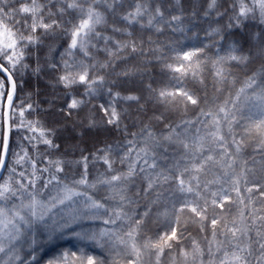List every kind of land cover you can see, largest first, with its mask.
Returning <instances> with one entry per match:
<instances>
[{"label":"trees","instance_id":"16d2710c","mask_svg":"<svg viewBox=\"0 0 264 264\" xmlns=\"http://www.w3.org/2000/svg\"><path fill=\"white\" fill-rule=\"evenodd\" d=\"M21 2L23 0H11L10 7L18 8ZM138 2L146 5L148 12L138 18L139 23L129 24L122 17L134 10ZM210 2L211 0H180L177 4L176 0H120L115 13L106 11L101 5L100 10L105 12L106 23L99 26L97 31L111 39L107 44L102 39H94L92 43L95 47L89 45V56L77 50L71 57H62L70 43V36L62 30H57L54 34L37 32L41 42L26 50L24 63L28 67L13 73L17 82L14 98L17 114L15 118L10 119V123L18 124L19 108H26L31 104L32 109L25 112L24 119L39 122V127L48 130L45 132L46 137L59 145V148H50L40 143L39 131L30 132L27 128L13 127L9 143L11 151L0 183L9 176L13 177L14 184L18 180L28 185L29 180L35 179V189L29 185L28 190L37 193V199L43 203L51 204V197L57 194L62 185L53 181L47 189L42 188L54 173L49 164L50 160L64 161V172L54 174L59 176L63 183L71 185L73 180L80 179L84 171L83 165L77 164L76 161L82 156H87V179L92 184L103 176L111 175L103 160L94 159L98 149L111 145L110 159L116 161L113 167L117 171H126L127 163L121 164L119 158L132 146L128 141H133L136 148L142 147L150 130L155 138L161 141L162 147L156 149L158 167L139 173L135 182L128 186L126 195L132 203L121 202L119 195L106 185H97L96 189L77 185L75 187L79 190L86 191L104 203L107 211L93 210L96 212L95 216L91 213L82 214L81 202L84 197H78L75 202L63 205L65 211L59 209L47 219L34 222L31 227L21 224L20 238H11L4 243V251L0 252V264H79L81 258L87 256L94 257L98 264H125L127 257L117 255L119 247L113 248L107 238H101L99 234L103 230L122 233L128 229L131 221L117 220L115 224H106L104 221L114 218L112 209L119 210L121 206L133 219H138L145 208L150 207L151 213L145 218L144 229L147 235L154 237L166 230L168 217L179 209L185 200H197L195 191L187 193L178 190L175 177L184 167L191 168L192 163H199L203 156L209 154L208 149H212L211 154L219 158L218 154L223 149L213 143L212 137L209 136L210 132L215 131L213 117L221 121L222 134L228 140L230 152L235 154V145L232 144L231 135L228 133V121L223 119L224 113L219 112L220 107L226 109L229 120L235 117L232 122V134L237 140H243L244 144L236 156L233 168L227 169L228 175H224V170L219 166L211 164L198 174V191L210 202L212 192L226 190L233 201H236L227 205L232 214H235L238 208L243 207L239 204L240 197L232 191L231 179L236 176L240 178L241 196L245 204H248L249 199L253 201L245 209V215L252 208L261 209L260 214H264V197H261L258 191H246V188L253 184L264 186V149L259 146L260 138L254 132L249 134L245 131L253 122L264 118V23H260L257 10L255 18L244 20L239 27L222 30L221 39L220 35L212 33V29L228 23V17L233 14L231 4L235 2V10L238 11L239 0H217L216 9L209 8ZM245 3L250 7L254 6L252 0H245ZM156 7H159L164 15L157 16L149 26L148 20L155 15ZM225 8L228 9L227 15L218 16L217 11L224 12ZM174 15L180 16L181 19L172 20ZM56 18L68 28L71 27L70 21L77 22L76 13L71 10L63 17ZM113 28L127 29L132 35L129 37L126 32L113 31ZM128 40L136 41L139 49L137 52L125 49L118 53V56L110 57L108 51H105L107 48L114 52L117 42ZM197 50H200L198 67L183 59L184 53ZM230 54L247 56L248 59L244 63L226 59ZM63 60L77 63L82 61L85 66L95 65L90 68V76H103V83L94 85L92 94H86V86L82 84L66 88L59 81V77L64 74ZM0 62L7 63L2 59ZM53 64L56 67H52ZM102 64H107L108 67H100ZM221 67L225 70L223 79L217 76V70ZM193 71L197 72L195 77L192 75ZM125 72L129 74L124 75ZM250 77L256 82L252 87H247ZM5 85L6 89L10 88L6 79ZM242 88L243 92L240 91ZM178 89L193 94L198 100L197 105L187 103L185 107L183 104L176 106L161 102V90ZM116 93H119V96H116ZM129 96L137 99H126ZM73 98L83 100L84 103L79 108L69 109L68 105ZM112 107L120 115L119 127L107 123L109 117L105 115L104 110H111ZM4 109L0 107V136L5 132ZM201 110L204 113L211 112L212 115H202ZM183 121L191 123H182ZM177 125L180 127H176ZM172 128H175V132L186 139L190 146L202 142L204 150L201 152L193 147L186 153L183 148L163 141L162 136L169 134ZM173 135L175 136V133ZM26 136H35L36 139L30 143L24 139ZM148 143L151 144L152 141L148 140ZM22 148H26L31 159L36 162L38 179L32 176L33 168L30 162L15 164L16 157L13 153L23 155ZM177 162L179 168L176 167ZM12 167L16 168L15 173L11 172ZM46 167L49 171L43 172ZM22 171L25 173L23 177L19 175ZM154 172H163L172 178L167 183L157 184L145 195L143 190L147 187V180L144 177ZM191 174L185 173L184 178L187 180ZM209 181L215 182L208 183ZM195 183L193 181V184ZM22 200L25 204L29 202L30 197L26 192L23 193ZM153 201L155 203H152ZM200 202L203 203L202 200ZM20 204L21 199L12 198L6 206L11 208L15 205L22 211L24 209L19 208ZM220 211L219 208L215 209L217 213ZM165 213H168V216H165ZM212 213L213 209L210 208V218ZM189 215L190 213L185 212L184 219L187 220ZM228 218L231 219V215ZM184 235L188 237L182 241L186 248L191 247L193 238L199 241L202 247L206 246L203 237L211 238L210 230L201 232L199 225L190 220L186 223ZM173 251H178V248ZM144 259L147 264L149 259L154 260V257L146 256ZM161 264H172L168 250L161 257Z\"/></svg>","mask_w":264,"mask_h":264},{"label":"snow or ice","instance_id":"6c2138e0","mask_svg":"<svg viewBox=\"0 0 264 264\" xmlns=\"http://www.w3.org/2000/svg\"><path fill=\"white\" fill-rule=\"evenodd\" d=\"M11 0H0V35L4 36L5 40H0V59L4 62H0V107L5 108L3 112L4 124L8 125V130L0 136V169H5V160L8 157L11 149L9 144V132L13 127L27 128L30 132L39 131L40 143H43L50 148H59V145L53 143V141L46 137L45 132L48 131L43 127H39V122H33L31 120H25V112L32 109V105L28 104L26 108H19V123H10V119L15 118L17 114V106L14 105V98L16 97L17 82L13 78V73L19 69H26L28 65L24 63L26 50L30 46L39 44L41 34H54L57 30H62L65 34L70 36V43L68 48L62 54L63 56H73L74 53L79 50L85 56H89V45L95 47L92 43L94 39L104 40L105 44L108 43L110 37L103 36L97 28L106 23L105 12L101 11V5L104 6L106 11H112L115 13L117 5L120 4V0H23L18 8L10 7ZM180 0H176L179 4ZM253 7H250L245 0H239V10L236 11V3H232L233 14L228 17V23L222 27L212 29V33L221 35L222 30L231 29L233 27H239L244 20L256 17V11L259 13L260 23H264V0H252ZM59 5V7H58ZM210 9L217 8V0H211L209 4ZM55 9V11H53ZM69 10L76 13L77 22H69L71 27H65L60 19L56 17H63ZM148 12V7L141 3H136L134 10L127 12L123 15L122 19L129 24L136 22L139 23L140 17H143ZM228 9L225 8L224 12L217 11L218 16L227 15ZM207 14V13H205ZM163 12L159 7L155 8V15L151 16L148 20V25L151 26L153 20L159 16L163 17ZM174 21H179L180 16L174 15L171 17ZM11 22V24H10ZM113 31H124L129 37L132 33L127 32V29L113 28ZM130 49L131 52H137L138 46L135 40H128L123 43L117 42L116 50L113 52L108 50L110 57L118 56V53ZM198 51L184 53L183 59L194 63L199 66ZM234 52L235 49L233 48ZM194 58H196L194 60ZM223 59V58H222ZM226 59L232 61H238L244 63L247 61V56L230 54ZM219 63V62H218ZM191 66V64L189 65ZM52 67H56L55 64ZM95 65L85 66L83 62H69V60H63V72L64 74L59 77V81L63 83L66 88H71L73 85L82 84L86 86V94H92L94 92L93 86L97 83L102 84L104 81L103 76L91 77L90 68ZM100 67H108L107 64H102ZM169 67H171L169 65ZM38 71V69H36ZM179 71L180 69H176ZM224 68L217 70V76L224 78ZM129 72H125L124 75H128ZM195 77L196 71L192 72ZM5 78L9 82L10 88L6 89ZM255 80L250 77L247 87H252L255 84ZM241 92L244 91L242 88ZM119 96V93L115 94ZM159 97L162 103L172 104L179 106L183 104L185 107L187 103L197 105L198 100L189 91L184 89H178L176 91L161 90ZM126 99L135 100L137 97L129 96ZM83 100L73 98L68 105L69 109H76L83 104ZM227 103V101L225 102ZM105 115L108 116L107 123L115 124L119 127L120 115L117 113L114 107L105 109ZM219 112L224 113L223 119L228 121V133L231 135V142L235 145V154L231 153L228 147V140L224 134H222L221 121L213 117V124L215 131L209 133L212 137V142L216 143L219 148L223 149L217 156L211 154L212 149H208L209 154L203 156L199 163H192L191 168L184 167L182 171H178L175 179L178 182V190L180 192L192 193L196 192L197 200L188 201L185 200L179 209H177L171 216L168 217L166 230L160 234L157 233L154 237L147 235L144 229L145 218L149 217L151 208L146 207L145 211L138 219H133L128 213L123 211V207L119 210L112 209L114 218L105 220L104 222L115 224L117 220H130L131 223L126 231L119 233L117 231L103 230L99 234L101 238H107V242L111 244L113 248L119 247L117 252L118 256L127 257L125 264H145V257L149 259L147 264H161V257L165 255L168 250L171 256L172 264H264V214H260L261 209L252 208L245 215V209L253 201L249 199L248 204H245L244 198L241 196L240 190V178L233 176L231 183L233 185L232 191L236 192L240 197L239 204L242 208H238L235 214H232L230 208L227 205L234 204L232 197L227 194L226 190L220 192H212L211 200L205 196H202L198 191L199 189V173L205 171L206 167L211 164L212 166H219L224 170V175H228L227 169H232L236 163V156L241 152L243 140H237L235 135L232 134V120H229L228 113L224 107L219 108ZM202 115H212L211 112L204 113L201 110ZM160 119V117H157ZM90 121V125H91ZM182 123H191V121H183ZM176 127H180L177 125ZM147 128V125L145 126ZM245 131L249 134L255 133L259 139V146L264 149V118L259 121L253 122L250 127ZM175 133V136L173 135ZM135 135V134H133ZM30 143L35 140L36 137H24ZM148 140L152 143L149 144ZM162 140L168 142L169 145H176L183 148L185 152H189L193 147L199 151L204 150L203 143L198 145H192L187 142L186 139L180 137L179 133L175 132V128H172L170 133L162 136ZM129 145L127 152L119 158L121 164L127 163L126 171H117L113 164L115 160L110 159L112 146L108 145L106 148L98 149L94 154V159L103 160V163L107 165V171L111 173L110 176H103L95 183L90 184L88 175V160L87 156H82L77 164H82L84 171L80 176V179L73 180L72 184L63 183L61 178L54 173L64 172V161L62 160H50L49 164L54 169V173L51 174L50 179L42 185L43 189H47L53 181H56L58 185H62L57 191V194L51 197L50 207L42 203L37 199V193L28 190L30 185L32 189L36 187V180L31 179L28 185L15 181L13 183V177L9 176L7 180L0 183V224L3 225V229L9 230V235L13 240L19 239L22 233V228L17 221H20L26 227H31L33 220H44L45 213L42 211L37 212L38 208L51 211V208L56 207L58 204L63 205L66 202L73 201L74 197H84L81 202L83 205L82 214L91 213L93 216L96 212L93 210L107 209L105 204L95 199L92 195L86 191H81L75 186H83L92 189H96L97 185H106L110 190L119 195L121 202L132 203L126 195L128 186L135 182V177L139 173H145L148 169H156L157 165V152L156 149L162 147L161 141L157 140L154 134L149 130L147 132V139L142 147L136 148L133 141H128ZM167 149L165 148V151ZM20 153H13L16 157L15 164L23 165L26 162H30L33 168L32 176L36 177V162L29 156L28 150L22 148ZM133 153H135L133 155ZM151 161V162H150ZM246 163V162H245ZM146 166V167H145ZM179 168V162L176 165ZM43 172H48L49 168H44ZM251 171V169H248ZM11 172L15 173L16 168L12 167ZM185 173H192L186 180L184 178ZM244 170H241L243 175ZM21 177L25 175L22 171L19 173ZM37 179L39 177H36ZM169 175H165L163 172L149 173L144 177L147 180V187L143 190L147 195L157 184L167 183L171 179ZM193 181L196 183L193 184ZM215 181H209L208 183H214ZM245 183H247L245 179ZM18 185V187L16 186ZM207 187V184H205ZM246 191L252 193L258 191L261 197H264V186L253 184L251 187H247ZM26 192L30 197L28 203H23L22 196ZM19 194V195H18ZM139 195V192L137 193ZM21 199L20 209L27 210L28 216H31L33 220H29L25 215L21 214V211L17 209L15 205L11 208L7 207V202L12 199ZM114 198V197H109ZM203 201L201 203L200 201ZM152 203H155L153 201ZM213 209L211 218L209 217V209ZM219 208V213L215 212V209ZM227 208V211L225 209ZM185 212L190 213L187 220L184 219ZM11 213V215H9ZM168 216V213L164 214ZM231 215V219H229ZM190 220L192 223L199 225L200 231L205 232L206 229L210 230L211 238L204 236L206 246L202 247L200 242L195 238L191 240V247L186 248L183 246L182 241L187 239L184 235L186 230V223ZM2 231V229H0ZM190 235V234H189ZM178 251H173L177 249ZM4 251L3 244H0V252ZM79 264H98L97 260L92 256L81 258ZM119 264V262H116Z\"/></svg>","mask_w":264,"mask_h":264},{"label":"rangeland","instance_id":"374dc122","mask_svg":"<svg viewBox=\"0 0 264 264\" xmlns=\"http://www.w3.org/2000/svg\"><path fill=\"white\" fill-rule=\"evenodd\" d=\"M5 39L6 38L4 36L0 35V40H5ZM77 199H78V197H74L73 201H69V202H72L73 203ZM69 202H66V203H69ZM43 204L50 207V204L49 203H43ZM65 204H63V205H65ZM63 205H59L58 204L56 207L51 208V211H46L45 209L38 208L37 209V212L40 213V212L43 211L45 213L44 219L45 218L47 219L50 215H52L53 213H55L59 209L62 210V211H65ZM21 214L22 215H25L29 220H33V218L31 216H28L27 210H22L21 211ZM9 215H11V213H9ZM34 222H36V221L33 220V223ZM17 223H19L20 225L22 224L20 221H17ZM0 229H2V231H0V244H3V247H4V243L12 238V236L8 234L9 233V230L11 229V226H9V229H3V225L0 224Z\"/></svg>","mask_w":264,"mask_h":264},{"label":"water","instance_id":"95a60500","mask_svg":"<svg viewBox=\"0 0 264 264\" xmlns=\"http://www.w3.org/2000/svg\"><path fill=\"white\" fill-rule=\"evenodd\" d=\"M3 75V74H2ZM6 79V78H5ZM9 83V82H8ZM10 86V85H9ZM6 109H4V111H5ZM4 119H5V117H4ZM4 126H5V131H7L8 130V125L7 124H4ZM10 133H11V131L9 132V143H10ZM7 161H8V157H6V160H5V164L7 165ZM6 169V168H5ZM5 169H0V181H1V179H2V177H3V175H4V172H5Z\"/></svg>","mask_w":264,"mask_h":264}]
</instances>
